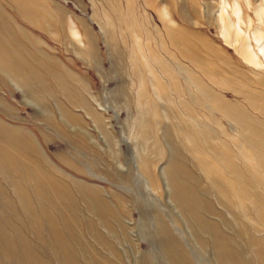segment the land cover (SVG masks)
I'll return each mask as SVG.
<instances>
[{
	"label": "rangeland",
	"instance_id": "1",
	"mask_svg": "<svg viewBox=\"0 0 264 264\" xmlns=\"http://www.w3.org/2000/svg\"><path fill=\"white\" fill-rule=\"evenodd\" d=\"M0 264H264V0H0Z\"/></svg>",
	"mask_w": 264,
	"mask_h": 264
}]
</instances>
